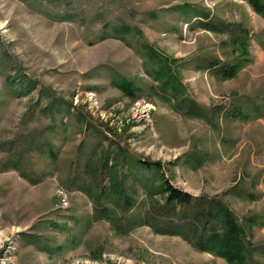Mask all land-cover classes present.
Returning <instances> with one entry per match:
<instances>
[{"label":"rangeland","instance_id":"rangeland-1","mask_svg":"<svg viewBox=\"0 0 264 264\" xmlns=\"http://www.w3.org/2000/svg\"><path fill=\"white\" fill-rule=\"evenodd\" d=\"M38 1L51 15L0 0V264H226L140 225L169 219H158L166 197L158 179L130 166L138 160L159 163L182 192L220 199L251 245H264V20L247 1ZM195 8L248 30L252 60L236 77L198 70L233 51L225 35L199 27ZM57 12L74 21H56ZM121 25L178 62L201 117L161 99L135 38L110 35ZM15 73L36 90L16 98L5 82ZM115 76L138 87L136 99L112 84ZM233 106L247 119L228 118ZM18 155L33 182L3 167ZM112 181L128 205L114 202ZM102 208L113 224L97 219Z\"/></svg>","mask_w":264,"mask_h":264},{"label":"trees","instance_id":"trees-1","mask_svg":"<svg viewBox=\"0 0 264 264\" xmlns=\"http://www.w3.org/2000/svg\"><path fill=\"white\" fill-rule=\"evenodd\" d=\"M30 9H36L39 13L51 15L47 10V5L38 0H19ZM251 10L264 20V0H246ZM54 7L53 4H51ZM186 8V7H184ZM193 19L197 21L199 27L205 31L226 36V43L232 46L233 58L230 61H222L213 58L202 62L198 70L211 71L212 74L221 80H228L236 77L248 63L251 62L249 51L248 30L240 24L227 23L225 21L213 18L210 11H199L196 8L192 10ZM53 19L58 22H72L67 12L52 13ZM112 37L124 40V37L135 38L136 47L139 49L143 58L142 65L145 74L152 78L156 83V88L160 93L161 99L170 103L173 108L189 118L201 117L203 110L199 104L187 97L185 86L182 84L179 68L175 59L168 60L158 53V51L148 44L143 34L134 27L121 25L112 28ZM107 38L106 34L102 39ZM175 66V67H174ZM5 82L12 89L16 98H20L35 91L37 84L31 82L20 73L14 76H7ZM112 84L131 99H136L138 87L132 81H126L123 78L114 77ZM41 92V91H40ZM57 102V101H56ZM55 101L51 103L53 105ZM226 116L230 119H247L242 117V111L239 107H231ZM108 157L105 156L102 165H106ZM25 164V163H24ZM24 164L20 155L14 159L10 158L3 167L13 169L19 175L28 179L23 170ZM138 172L152 173L154 178L158 179V184L154 187L166 195L163 204V212L157 211L158 219H166V224H161L156 220L154 224L150 220H144L142 224L150 227L156 234L179 237L190 244L194 249L200 252L208 253L213 257L223 259L226 264H264V245H251L244 227L237 221L231 210L217 197L207 198L192 196L182 192L169 184L164 177L160 164L157 162L136 161L130 163ZM113 179V177H110ZM149 177L146 178L148 183ZM154 182V179L151 180ZM119 182L112 181L111 192L117 194L114 202L123 205L129 204V198L118 186ZM117 192V193H115ZM104 195V191L100 193ZM178 208V209H177ZM99 211V210H98ZM96 213L97 219H108L114 223L113 216L109 208H102ZM173 219L175 220L173 222ZM153 220V219H152ZM154 221V220H153ZM157 223V225H156ZM34 241V240H32ZM43 251L44 249L41 248Z\"/></svg>","mask_w":264,"mask_h":264}]
</instances>
